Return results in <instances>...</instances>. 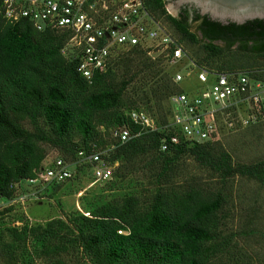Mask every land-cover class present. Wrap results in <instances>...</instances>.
<instances>
[{"label": "trees", "instance_id": "trees-1", "mask_svg": "<svg viewBox=\"0 0 264 264\" xmlns=\"http://www.w3.org/2000/svg\"><path fill=\"white\" fill-rule=\"evenodd\" d=\"M142 3L156 19L162 17L169 24L180 43H200L203 54L196 59L200 65L211 66L214 59L229 50L264 53V50L218 48L188 31L165 10L164 0H142ZM67 38L68 34L61 29L38 30L25 18L9 21L0 13L1 196L12 195V184L33 176L41 166L46 154L41 143L57 149L63 158L73 157L81 149L107 146L114 141L111 129L128 122L126 111L140 109L127 104L138 98L145 103L153 99L158 108L161 96L184 89L166 72L164 52L148 54L137 44L119 47L105 68L94 71L88 81L77 71L76 59L61 52ZM113 62L123 67V76L118 81L110 67ZM231 67L232 64L221 62L217 68L203 69L210 73ZM249 75L264 80V72ZM131 95L138 96L131 98ZM120 106L127 108L120 111ZM169 113L170 106L168 116ZM156 119L160 122L165 117L161 114ZM161 136L159 131L141 132L108 149L107 157L111 163L131 162L142 154L152 153L166 174L171 171L173 159L187 153L223 178L245 175L264 182V158L233 162L230 154L219 146L218 139L178 142L160 149ZM58 184L51 183L53 187ZM223 199L219 192L209 193L189 184L159 187L146 203L134 194H127L116 200L85 205V210L68 217V223L23 222L19 227L8 226L7 232L15 240L31 241L44 255H56L73 247L90 264H206L208 255L214 251L211 240L216 237L217 212ZM53 264L66 263L56 257Z\"/></svg>", "mask_w": 264, "mask_h": 264}, {"label": "rangeland", "instance_id": "rangeland-1", "mask_svg": "<svg viewBox=\"0 0 264 264\" xmlns=\"http://www.w3.org/2000/svg\"><path fill=\"white\" fill-rule=\"evenodd\" d=\"M164 8L169 13L165 2ZM159 21L171 31L169 24L162 17ZM171 33L173 34L172 31ZM180 44L182 57L172 63L163 60V64L168 74L179 71L184 75L177 84L187 91H194L198 87L194 71L200 66L214 69L217 64L224 62L232 64L233 69L229 70L246 71L249 74L264 72V53L229 50L214 59V65L209 66L196 62L197 56L203 54L199 42ZM158 51L160 50L151 54L155 55ZM110 67L114 70L115 81L122 78L121 64L113 62ZM126 92H131L129 87H126ZM168 95L159 98L158 108L153 99L145 103L139 98L126 106L135 105L156 121L157 115L163 114L165 119L160 123H166ZM136 96L138 95H131V98ZM123 97L125 98L124 94ZM126 106H120L119 110H126ZM229 119L233 122L230 126L222 119L218 120V141L219 146L230 154L232 161L254 162L264 158V117L248 122ZM26 126L31 128L28 123ZM41 144L46 152L41 164H46L60 155L58 150L49 144ZM112 165L114 173L106 180L93 179L90 169L85 167L54 187L51 183L42 186L22 181L17 184L12 195L0 201V264H53L56 257L66 264H90L78 249L73 247L56 255L41 254L31 241L15 240L7 232V228L19 227L23 222L29 225H44L50 220L68 223L67 219L72 213L85 210L84 206L88 204L116 200L127 194H134L140 202L146 203L159 187L178 188L179 185L184 187L188 184L209 193L219 192L224 196L217 212L216 237L211 240L214 251L208 255L206 264H264V182L245 175L223 178L187 153L173 159L171 171L166 174L160 170L161 163L152 153L142 154L131 162L117 160ZM19 195L23 198L19 199Z\"/></svg>", "mask_w": 264, "mask_h": 264}, {"label": "built area", "instance_id": "built-area-1", "mask_svg": "<svg viewBox=\"0 0 264 264\" xmlns=\"http://www.w3.org/2000/svg\"><path fill=\"white\" fill-rule=\"evenodd\" d=\"M0 13L9 21L25 18L38 30L65 31L68 38L61 52L76 59L77 71L88 81L94 71L105 68L119 47L137 44L148 54L160 50L171 63L183 55L177 38L144 7L142 0H1ZM183 77L179 71L171 74L176 83ZM194 79L198 83L194 91L180 89L168 96L170 113L166 123L156 121L142 109L131 108L126 111L128 122L111 129L114 141L109 145L81 149L69 158L56 156L41 164L33 176L14 182L13 188L22 181L42 186L60 182L85 167L93 179L106 180L113 171L107 150L144 131L161 132L159 148L167 149L178 142L218 139L219 119L230 126L233 122L229 118L248 122L264 117V80L246 71L208 73L200 67L194 71ZM2 198L9 196L0 194V201Z\"/></svg>", "mask_w": 264, "mask_h": 264}, {"label": "water", "instance_id": "water-1", "mask_svg": "<svg viewBox=\"0 0 264 264\" xmlns=\"http://www.w3.org/2000/svg\"><path fill=\"white\" fill-rule=\"evenodd\" d=\"M195 37L218 48L264 50V0H164Z\"/></svg>", "mask_w": 264, "mask_h": 264}]
</instances>
